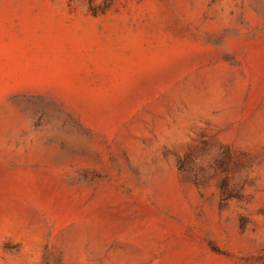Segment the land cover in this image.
Wrapping results in <instances>:
<instances>
[{
    "label": "rangeland",
    "instance_id": "rangeland-1",
    "mask_svg": "<svg viewBox=\"0 0 264 264\" xmlns=\"http://www.w3.org/2000/svg\"><path fill=\"white\" fill-rule=\"evenodd\" d=\"M0 264H264V0H0Z\"/></svg>",
    "mask_w": 264,
    "mask_h": 264
}]
</instances>
